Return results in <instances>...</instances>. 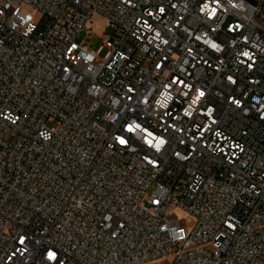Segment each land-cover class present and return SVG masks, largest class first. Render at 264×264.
<instances>
[{
	"label": "built area",
	"instance_id": "2783aa9c",
	"mask_svg": "<svg viewBox=\"0 0 264 264\" xmlns=\"http://www.w3.org/2000/svg\"><path fill=\"white\" fill-rule=\"evenodd\" d=\"M0 264H264V0H0Z\"/></svg>",
	"mask_w": 264,
	"mask_h": 264
},
{
	"label": "rangeland",
	"instance_id": "374dc122",
	"mask_svg": "<svg viewBox=\"0 0 264 264\" xmlns=\"http://www.w3.org/2000/svg\"><path fill=\"white\" fill-rule=\"evenodd\" d=\"M41 19V15L39 13L35 14V20L39 22ZM92 34L96 37L89 38L86 33H82L78 38V44L83 47H87L90 52L97 51L101 45L103 44L102 36L107 33L106 21L102 18L95 17L93 22L88 27ZM49 127H54L55 124H48ZM179 217H183V215L178 214ZM194 221L192 223L181 222V226L185 227L186 229H191L194 226Z\"/></svg>",
	"mask_w": 264,
	"mask_h": 264
}]
</instances>
